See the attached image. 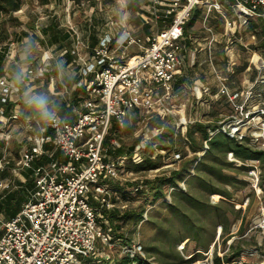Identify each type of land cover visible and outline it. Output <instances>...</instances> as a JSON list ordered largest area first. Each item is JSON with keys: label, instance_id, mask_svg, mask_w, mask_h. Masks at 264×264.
<instances>
[{"label": "built area", "instance_id": "built-area-1", "mask_svg": "<svg viewBox=\"0 0 264 264\" xmlns=\"http://www.w3.org/2000/svg\"><path fill=\"white\" fill-rule=\"evenodd\" d=\"M199 7L207 8L202 20L209 35L207 61L218 89L213 93L208 83L196 81L202 96L196 99L193 110L188 114V102L182 103L176 110L173 101L178 100L185 90L179 81L185 75V67L198 63L199 52L188 46L191 36L185 27L194 9ZM230 9L237 19V32L248 31L253 21L264 22V0H156L152 8L153 21L164 18L166 23L153 34L149 45L143 44L142 38L135 35L133 29L121 23L117 35L108 31L99 37L94 54L84 59L78 55V60L83 63L76 89H84L85 93L79 91V102H67L66 107L74 120L62 117L47 103L53 118L45 119L39 113L33 117L25 116L23 125L28 129L27 133L34 136L28 140V145L21 147L20 158L12 164L8 158L10 153L4 151L0 154V193L18 191L19 184L27 183L26 173L30 171L34 184L27 189L19 213L2 222L0 264H84L86 260L100 255L102 242L113 245L111 229L106 231L102 226V222L106 226L109 223L103 220L99 208L92 204V201H97L101 208L115 209L116 203L111 202L113 184L122 185L128 181L125 168L128 156L114 157L109 153V149L121 147L118 134L114 133L112 139L106 142L113 122L122 131L126 126L133 125V114L138 113L136 124L143 122V126L135 132L134 157L143 159L148 149L153 148L155 155L165 158L168 150H160L154 144V139L164 133L165 126H152L151 121L159 114H178L174 135H181L188 141L189 125L206 123L214 100L224 97L234 113L222 114L223 120L219 121L217 129L209 130L210 135L223 132L239 140L251 135L256 142L263 140L264 145V101L257 91V85L263 81L264 63L258 66L257 80L249 83L245 90H238L229 85L213 56L214 49L220 44L226 53V69L229 73L234 72L239 58L235 48L242 38L231 30L228 20L222 39L209 24L214 11L226 14ZM170 18L172 21L168 23ZM252 37L256 38V35ZM77 41L83 46L86 43L79 37ZM133 45L142 47L141 52L118 58L112 50L116 47L125 52ZM49 58L45 55L44 62ZM25 80L23 78L21 82ZM20 84L12 85L7 75L0 76V103L12 102L14 106L22 101L28 104L31 98L25 99L26 92L21 90ZM20 117L21 114L13 109L7 117L5 108L0 107L3 127L7 119H20L21 122ZM44 122L52 131L50 135H46ZM13 135L12 130H0V143L6 146V150ZM46 143L53 144L62 158L55 157L54 153L48 154ZM208 148L206 144L205 150L198 155H205ZM172 155L174 161L182 159V154L176 150ZM44 156H49L51 161L39 164ZM230 157L234 154L229 153ZM246 164L253 168L249 171L250 175L257 177L260 161L249 160ZM172 166L173 163L166 167ZM6 170L10 171V177L2 175ZM134 190L138 191L137 188ZM136 244L124 247L133 258L141 255L143 250L141 244Z\"/></svg>", "mask_w": 264, "mask_h": 264}, {"label": "rangeland", "instance_id": "rangeland-1", "mask_svg": "<svg viewBox=\"0 0 264 264\" xmlns=\"http://www.w3.org/2000/svg\"><path fill=\"white\" fill-rule=\"evenodd\" d=\"M155 1L156 0H47V2H42V0H26L23 9L14 13L19 19L20 24H12L14 21H9L10 32L13 33L17 31L16 33L20 35L21 39H15L13 35L10 37V50L5 62V69L8 75L7 78H9L12 85H16L18 82L21 83L19 85L20 88H22L21 90L24 93L28 92V94L25 93V99L31 98L34 94H37L46 98L52 110L60 111L62 102L66 101L67 103L72 101L73 95L76 92L74 86L80 78L79 71L83 63L78 60V55H80L81 59H84L94 54L95 50L93 44L95 40L98 41L102 34L107 33L112 28V32L117 35V33H119L118 28L120 24L124 23L127 28L129 27L135 31V35L142 38L143 44L149 45V39H152L153 34L166 23L164 22V18L158 22L156 20L153 21L152 8ZM132 3L135 5L134 9H128V6ZM215 16L214 24L217 28L216 31L220 32L222 30V21L219 18V14H215ZM201 20L203 19L199 17L197 24L200 23ZM146 21H149V23ZM159 22H163V25ZM31 23L35 25V28L30 26ZM257 24L258 30L264 29L263 24ZM195 29L197 30L198 28ZM69 31L73 33L74 36L72 35V37L67 40L65 35L68 34ZM75 32H77L78 35L75 34ZM56 34L58 38L57 41L54 37ZM77 37L86 42L84 46L78 44ZM248 39L246 35H242V41H237L238 47H241L240 44L242 43L245 51H242L241 56L238 53L239 58L237 59L234 72L230 74L228 72V75L232 76L228 77L227 73H225L228 83L234 88L240 87L242 89L245 85V76L249 79V77H251L250 72L254 70L255 67L252 62L251 53L246 50V46L248 45L249 49L252 47L255 49V47L258 46L259 48L255 50H258V53L264 54V45L260 43L254 45L253 41L251 46L247 44L249 42ZM218 47H220L219 50L221 51L219 53L221 54L224 48L220 45H218ZM74 48L76 50L75 53H73ZM112 50L118 58H122L123 56H132L140 53L142 47L133 45L126 49L125 52L124 50L116 49V47H112ZM45 55H49L50 58L44 62L43 59ZM205 56L203 52L201 65L197 63L195 66L185 67V69L190 68L192 71L189 72L188 83L181 85V87L185 89L181 93V97L173 101L176 110L181 107L182 103L188 102V114L191 113L195 106L196 99L202 96L196 81L200 80L208 83L213 89V93L217 91L218 83L211 73L212 69L210 63L206 62ZM249 65H251L252 70L245 73V66L248 67ZM236 68L241 69L239 74ZM206 69H208V72H206ZM221 71L223 72V68H221ZM254 76H256L255 72ZM23 78L26 80L21 82ZM261 78L263 81L259 82L257 88L258 94L261 93V99L264 101V84H261L264 82V77ZM248 85L250 84L248 83L247 87ZM218 98L220 100L216 98L212 104V109L206 119V123L217 122L218 125H220L219 121L223 120L222 114L227 113L230 115L234 113L232 107L226 103L224 97ZM18 104L19 105L16 106L18 109L17 114H21V122L20 119L8 120L6 118L7 122H4L6 125L3 130L15 129L21 131L22 129V132L19 131V135L12 136L7 144V150L5 148L6 146H4L2 142L0 143V154L4 153V151L10 153L8 158L11 160L12 164L20 158L22 152L21 147L28 145V140L34 136L31 133H27L28 129L24 126V128H22V124L25 123L26 120L25 116L33 117L38 115V112L33 106L22 101ZM12 109L15 108L12 106ZM12 109L10 112H12ZM135 114L136 113L133 114V125L124 129L119 136L118 142L121 146H131L137 140L135 132L143 126V122L139 125L136 124L139 116L138 113ZM159 115L160 117L163 116L161 117V120H163L161 123L165 128L170 127L172 123L173 127L175 126L178 114ZM8 116L9 114H7V117ZM38 118H41V116H38ZM143 119L144 117L141 121ZM153 121L154 120L151 121L152 126L159 124V122ZM254 140L251 138V135H249L248 142L264 150L263 140H259L258 142ZM29 143L31 142L29 141ZM19 144H21L20 148ZM178 149L182 152V146H179ZM173 151V148L170 151L168 150V156L166 155L165 158H162L163 166L160 168L149 169L145 172L143 171V173L126 169L128 181L120 185L125 189L124 192L116 191V188H114L113 195L111 196V202H114V198L117 201L116 207L123 210L138 209L137 207H139V205H144L146 208L143 219L137 225L129 223L123 228V233L126 238L129 239V243H131L129 244L130 246L134 243L143 246L141 260L132 261V264H197L200 261L201 264H214L215 257L223 258L225 254L230 253L229 249L233 243L234 247H240L242 251L241 257L236 259V262L233 261L230 264H264V229L257 225L259 220L264 216V182L262 184L263 186L260 185L264 178V165L261 167V161L259 159L250 160L260 161V171H256L257 177H252L249 172L250 170H248V172L245 169L226 170L227 173L236 176L243 182L237 184V187L228 185V188L233 192V197L231 199H227L220 194L210 196L212 202L214 201L213 204H219L224 199L225 203H220L219 206L221 205L222 209L228 208L233 211H229V230L226 231L225 224L218 223L219 219L217 215H215V209L213 210L214 213L207 212L201 207L194 206L184 200L182 212L174 213L173 209L168 206V204L173 202V194L171 195L173 190H170L165 199L152 204V199L138 198L134 188L127 184L129 182L153 179L157 175L164 173V171L177 168L181 160L174 161V155H172ZM192 155L191 153L188 157ZM228 156V161L232 162L231 160H235L238 162L234 164L235 167L241 168L245 165L251 168V170L253 169L249 164L242 163V161L237 158L235 159V156L230 158H228ZM171 163H173L171 168L166 167ZM125 164L127 165V161ZM178 183L182 188L189 190L201 201H204L208 196L198 181L193 180L187 182L185 179ZM1 197H5V192L0 193V198ZM95 202L99 203L97 201ZM197 225H200L201 229H203L201 232L199 231L200 227ZM220 229H222V234L219 233ZM196 232L199 233L198 239L194 238ZM204 235L206 241L203 240L205 238L203 237ZM181 237H184V239L181 240ZM212 239L214 240L212 246L206 250L207 248H205V246H208ZM126 245H128V243L121 240L114 241L113 245H106L102 242L99 250L101 252L100 255L95 256L94 259H89L91 260L89 264H106L105 262H107V264H121L130 256V253L124 250ZM104 259H107V261ZM131 259L135 260L133 257H131Z\"/></svg>", "mask_w": 264, "mask_h": 264}, {"label": "trees", "instance_id": "trees-1", "mask_svg": "<svg viewBox=\"0 0 264 264\" xmlns=\"http://www.w3.org/2000/svg\"><path fill=\"white\" fill-rule=\"evenodd\" d=\"M49 1V0H48ZM42 2H47V0H42ZM26 0H0V76L6 75L5 69V62L10 50V37L11 35L14 36L15 39L20 40V35L14 31L13 33L10 32V24L9 21H14L12 24H20L19 19L14 15V13L20 11L25 6ZM135 5L132 3L128 6V9H134ZM201 9H196L189 21L186 24L185 30L187 33L191 31V29L197 23L199 17L201 16ZM172 18L168 20V23H171ZM257 21V22H256ZM255 22L250 23L251 30L257 32L258 27L257 23H261L264 25L262 20H256ZM163 25V22H159ZM257 24V25H256ZM32 28H35L34 24H30ZM53 27V26H51ZM50 28V27H49ZM258 34V33H257ZM73 33L70 31L68 34L65 35V38L69 40ZM56 41L58 40L57 34L54 35ZM152 39H149V44ZM98 41L95 40L93 47L97 46ZM264 44V43H263ZM179 81L182 84L188 83L189 78L187 75L181 77ZM13 106L12 102L8 103H0V107L5 108V112L10 115L11 107ZM60 115L67 116L71 114L70 109H67L65 105L61 106L60 108ZM70 112V113H69ZM163 117V116H161ZM160 115H157L154 118V122H159L162 125ZM72 121V118L69 117ZM44 126L46 127V135H50L52 131L50 128H47L46 122H44ZM130 125L126 126L128 128ZM219 127L217 122L214 123H192L188 127V141L184 140L181 135H174L175 134V126L173 127H166L165 131L162 135L156 137L154 139V144L158 145L160 150H173L179 151V146H182V159L180 161V165L177 168H173L169 171H164L154 177L153 179H145L144 181H136V182H129L127 183L130 187L137 188V195L138 198L144 199H152L151 203L154 204L162 199H165L170 190L171 195L173 194V202L168 204V206L173 209L174 213H181L182 206L184 205L183 201L186 200L187 202L193 204L194 206L201 207L203 210L207 212H213L214 209L216 210L215 215H217L219 219V224H225L226 231L229 230V211L228 208H221L220 203H225L223 199L219 204H213L212 200L210 199L211 195L220 194L227 199H231L233 197V192L228 188V185L237 187L239 183H243L239 180L236 176L230 175L226 172L227 169H245L247 172L251 168L243 165L241 168L235 167L234 164H237L235 161H228L227 156L229 153H233L235 158L239 159L240 161L247 163L248 160L251 159H259L261 161V167L264 165V150L257 148L256 146L250 144L248 142V137H245L242 140L237 139L236 137H231L230 135L219 132L216 135H210L209 130H215ZM124 130V129H123ZM122 130V131H123ZM119 127L113 122L111 124L110 130L107 134L106 142L108 143L110 139H112L113 134H118V137L122 133ZM181 138V139H179ZM47 144H45V148L47 149ZM181 144V145H179ZM208 145L209 148L206 150L205 155L200 156L198 155L199 152L205 150V145ZM136 142H134L131 146H121L120 148L116 149H109V153L111 156H128L126 169L132 170L135 172H142L147 171L149 169H157L163 166L162 163V155L158 154L155 155L153 148L148 149V153L143 159H136L134 157V148ZM179 145V146H178ZM21 144H19V148ZM189 153L193 155L188 157ZM263 162V163H262ZM3 176L10 177V171L6 170L3 173ZM31 171L28 173L29 180L26 184H19L21 185L18 191L7 192L5 193V197L0 199V212L3 209H12L17 208L19 203L23 204L25 200V195L27 194V189H31L34 184L33 181L30 179ZM188 181H198L200 186L203 187L205 192L207 193V197L204 201H201L198 197L194 196L189 190L182 188L179 185V181L185 180ZM264 178L261 181V186H263ZM113 188H116L119 192H124V188L120 186L118 183L113 184ZM20 198V199H19ZM114 203L117 201L113 198ZM228 202V201H226ZM18 204V205H17ZM92 204L99 208L103 220L109 223V226H106L102 222L103 228L108 231L111 229V235L113 238V242L117 240H121L124 242L129 243V239L126 238L125 234L123 233V228L126 224H134L137 225L144 216L145 207L144 205H139L138 209H121L116 207L113 210H108L105 207L101 208L100 203H96L92 201ZM20 208L17 210L19 212ZM16 211V212H17ZM233 212V211H231ZM222 220V222H221ZM196 224V223H195ZM199 226V231L201 232V226ZM222 226V225H221ZM223 227V226H222ZM222 234V233H221ZM199 233L194 234V238L198 237ZM215 236V235H214ZM205 237V235L203 236ZM184 237H181V240ZM206 241V237L203 239ZM209 241V239H208ZM214 240L205 246L208 250ZM234 244V243H233ZM231 244L228 254H225L223 258L215 257L214 264H230L236 259L241 257L242 249L240 247H234ZM232 251V253H231ZM200 254V253H199ZM129 257V258H128ZM121 264H131L132 261L141 260V255L137 254L132 260L130 256H128ZM94 259V258H92ZM105 260V259H104ZM91 260H86L84 264H89ZM133 262V263H134ZM144 263V262H143ZM250 264V263H245Z\"/></svg>", "mask_w": 264, "mask_h": 264}, {"label": "crops", "instance_id": "crops-1", "mask_svg": "<svg viewBox=\"0 0 264 264\" xmlns=\"http://www.w3.org/2000/svg\"><path fill=\"white\" fill-rule=\"evenodd\" d=\"M199 9H201V18L203 19V17H204V15L206 14V10H207V8L205 7V8H202V7H199ZM215 14H219V18L221 19V25H222V30L220 31V32H218V35H219V38L220 39H222V33L224 32V28H226V26H225V22H226V20H228L229 21V23L231 24V30L232 31H234L235 33L237 32L236 30H237V19H236V17H235V14H234V11L233 10H229V11H226V14H220V13H218V12H213L212 14H211V17H210V19H209V24L211 25V26H213L214 28H215V30L217 29L216 28V25L214 24V19L216 18V16H215ZM197 24V23H196ZM195 24V26L192 28V30L189 32V33H187L188 35H190L191 36V40L189 41V43H188V46L190 47V48H194V49H197L198 50V54H197V56H198V64L199 65H201V59H203L202 58V54H203V52L205 53V57H206V62H208L207 61V57H208V52H207V47H206V45H207V40L209 39V35L207 34V32L204 30V27H203V21L201 20V22L200 23H198L199 24V26H198V24L196 25ZM195 28H198L197 30L195 29ZM118 30L120 31V27L118 28ZM110 31H113L112 30V28L110 29ZM118 31V32H119ZM239 31V30H238ZM258 33V34H257ZM237 37H241L242 38V35H246V38L248 39V37H249V42L247 43V44H249V45H251L252 46V42L254 41V45L255 44H258V43H260V44H262V45H264L263 43H264V29L262 28V29H260V30H257V32L256 31H254V30H251V27H249V30L248 31H239V32H237ZM253 35H256V38H253L252 36ZM222 41H224V39L222 40ZM242 40H240L239 42H241ZM258 41V42H257ZM218 45H220V44H218ZM237 45V44H236ZM241 45V47H238V45H237V47L235 48V50H236V53L238 54H240V56H241V53H242V51L244 50L243 48V45H242V43L240 44ZM246 46V45H245ZM223 48V47H222ZM246 50L248 51V52H250L251 53V56H252V62H253V64H254V70H252V67H251V65H249L248 67L247 66H245V73L246 72H249V71H251L250 72V74H251V77H249V79L248 78H246V76H245V85L242 87V89L240 88V87H236V88H234V87H232V88H234V89H238V90H243V89H246V87H247V84L248 83H251V82H254V81H256L257 80V78H258V76H257V74L259 75V73H258V66L259 65H261L262 63H264V54L263 53H258V50H255V49H258L259 47L257 46V47H255V49H254V47H250L251 49H249L248 48V45L246 46ZM220 49V47H216L215 49H214V51H213V56H214V59H215V62H216V64H217V66L221 69V68H223V72H224V75H225V73H227V76L229 77V76H232V75H228V71H227V69H226V53H225V51H223L221 54L219 53L221 50H219ZM223 50V49H222ZM238 50V51H237ZM245 51V50H244ZM222 55V56H221ZM219 57V58H218ZM220 57H221V59H220ZM221 60V61H220ZM237 61V60H236ZM222 64H223V66H222ZM236 64H237V62H236ZM211 66V65H210ZM190 71H192V69H190V68H187V69H185V71H184V73H185V75H187V77H189V72ZM236 71H238L237 73L239 74V71H241V69L240 68H236ZM206 72H208V69H206ZM254 72L256 73V76H254ZM197 73V72H196ZM204 73H205V71H204ZM211 73H212V71H211ZM209 74H210V71H209ZM230 74V73H229ZM6 75H7V72H6ZM8 76V75H7ZM261 84H264V82L263 83H261ZM230 85V84H229ZM260 88V87H259ZM73 90V89H72ZM74 90H76V92H75V94L73 95V99H72V101L73 102H79V99H78V95L80 94L79 93V91H82V92H84L85 93V90L84 89H82V90H80V89H76V84H75V86H74ZM257 91H258V88H257ZM17 105H19V104H14V108L15 109H13V110H15V111H17L18 109L16 108V106ZM63 105H67V103H66V101H63L62 102V105L61 106H63ZM51 105L49 104V108H51L50 107ZM61 108V107H60ZM67 108V107H66ZM11 109H12V107H11ZM59 114H60V112H59ZM62 117H64V116H62ZM65 117H71L72 118V120H74V116H69V115H67V116H65ZM3 123L2 122H0V130H3L2 128H5V127H3ZM24 125L22 124V128H24L23 127ZM19 129V128H18ZM9 131H11V130H9ZM13 131V133H14V135H19L20 134V132H22V129H21V131L19 132L18 130H15V129H13L12 130ZM27 135V134H26ZM47 146V152H48V154H50V153H54V155H55V157H58V158H62V154L60 153V151L59 150H57L55 147H54V145L53 144H47L46 145ZM51 161V159L49 158V156H44L43 157V159L39 162V164H47V163H49ZM29 173V172H28ZM28 173H26V175H27V177H28ZM6 177V176H5ZM28 180H29V177H28ZM20 199V198H19ZM18 205V204H17ZM21 206H22V204L21 203H19V205L17 206V208H12V209H3L2 210V212H0V227H1V225H2V222H4V221H8V220H10V219H12L13 217H15L19 212L17 211L19 208H20V210H21ZM19 210V211H20ZM17 211V212H16ZM2 232H3V229H1L0 230V237H1V235H2Z\"/></svg>", "mask_w": 264, "mask_h": 264}, {"label": "clouds", "instance_id": "clouds-1", "mask_svg": "<svg viewBox=\"0 0 264 264\" xmlns=\"http://www.w3.org/2000/svg\"><path fill=\"white\" fill-rule=\"evenodd\" d=\"M28 104L33 106L35 110L45 119L53 118V113L48 109L47 100L42 96H33L28 100Z\"/></svg>", "mask_w": 264, "mask_h": 264}, {"label": "bare ground", "instance_id": "bare-ground-1", "mask_svg": "<svg viewBox=\"0 0 264 264\" xmlns=\"http://www.w3.org/2000/svg\"><path fill=\"white\" fill-rule=\"evenodd\" d=\"M219 196V195H218ZM259 227L263 228L264 229V216L262 219L259 220L258 224H257ZM219 233L221 234L222 233V229H220ZM197 264H201V261L198 262Z\"/></svg>", "mask_w": 264, "mask_h": 264}, {"label": "water", "instance_id": "water-1", "mask_svg": "<svg viewBox=\"0 0 264 264\" xmlns=\"http://www.w3.org/2000/svg\"><path fill=\"white\" fill-rule=\"evenodd\" d=\"M196 10V8L194 9V11Z\"/></svg>", "mask_w": 264, "mask_h": 264}]
</instances>
